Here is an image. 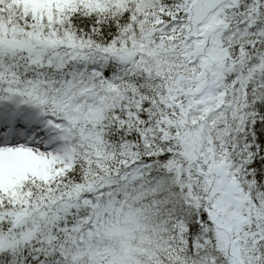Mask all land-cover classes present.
<instances>
[{
	"label": "snow or ice",
	"instance_id": "6c2138e0",
	"mask_svg": "<svg viewBox=\"0 0 264 264\" xmlns=\"http://www.w3.org/2000/svg\"><path fill=\"white\" fill-rule=\"evenodd\" d=\"M0 264H264V0H0Z\"/></svg>",
	"mask_w": 264,
	"mask_h": 264
}]
</instances>
